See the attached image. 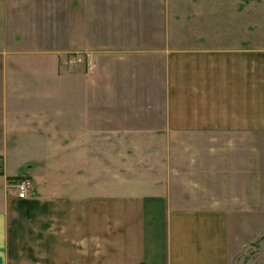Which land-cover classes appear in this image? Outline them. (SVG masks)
Returning <instances> with one entry per match:
<instances>
[{"label":"crops","instance_id":"0c3cea01","mask_svg":"<svg viewBox=\"0 0 264 264\" xmlns=\"http://www.w3.org/2000/svg\"><path fill=\"white\" fill-rule=\"evenodd\" d=\"M68 2L61 20L57 0H0V264H229L225 210L170 207L145 181L173 177L154 172L155 134L264 135V49L167 48L155 114L148 96L136 104L153 69L125 63L149 46L130 31L115 40L105 3L96 14L89 0ZM73 49L105 52L87 69L66 64ZM130 149L138 160H123ZM23 176L27 198L12 183Z\"/></svg>","mask_w":264,"mask_h":264},{"label":"rangeland","instance_id":"374dc122","mask_svg":"<svg viewBox=\"0 0 264 264\" xmlns=\"http://www.w3.org/2000/svg\"><path fill=\"white\" fill-rule=\"evenodd\" d=\"M89 1L96 9V14L99 4L105 3L107 22L104 24L116 30L113 33L116 35L115 40L120 38L126 41L125 32L130 31V34L136 33L139 37V49L149 46L142 50L145 53H141L147 54L146 57L135 59V62L127 59L125 63L129 64L127 71L133 66L138 68V73L146 66L153 69V81L142 88L141 85L136 87L139 90V101L136 104L139 109H143L147 102L142 101V97L148 96L155 114L163 103V60L167 48L171 53L199 48L264 49V0ZM67 2L57 0L61 20L65 18ZM97 23L99 21L91 22L85 28L92 38L93 34H98L102 29L98 28L102 22L99 25ZM75 25L76 21L73 29ZM118 48L116 46L113 50H120ZM105 50H70L66 54V64L72 67L82 65L90 69V56L96 58L98 52ZM75 55L83 56V61L70 63ZM96 63L94 60V67ZM137 82L140 84L141 81ZM149 125L155 128L161 126L159 116H155L152 123L149 121ZM137 137L139 141L142 140V135ZM153 137L154 149L151 152L154 172H162L164 169L173 177H147L145 183L152 184L154 193L166 194L170 207L225 210L229 264H264V135L218 133L188 138L171 135V140L165 136L163 139L160 134ZM225 143H230L227 145L230 150L210 148L211 145L217 147ZM166 145L167 149L164 148ZM139 152L135 149L122 150L123 160L129 156L138 160ZM162 161L167 162V169L160 165ZM128 169L123 165V174ZM228 169L238 177L220 176L221 173H227ZM231 170L230 173H233ZM241 173L245 177L239 175ZM178 174L191 177H175ZM20 178L14 179L12 183L16 184Z\"/></svg>","mask_w":264,"mask_h":264},{"label":"built area","instance_id":"2783aa9c","mask_svg":"<svg viewBox=\"0 0 264 264\" xmlns=\"http://www.w3.org/2000/svg\"><path fill=\"white\" fill-rule=\"evenodd\" d=\"M85 54L89 55V53ZM78 60L83 61V56L80 57L79 55H75L70 60V63ZM88 67H90V69L93 67V55L90 56ZM14 189L19 198H27L32 194L34 190V181L32 178L24 176L17 181V183L14 185Z\"/></svg>","mask_w":264,"mask_h":264}]
</instances>
